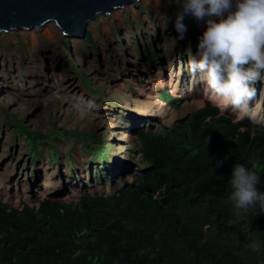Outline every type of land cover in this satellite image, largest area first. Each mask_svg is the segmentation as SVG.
Returning a JSON list of instances; mask_svg holds the SVG:
<instances>
[{
  "label": "rangeland",
  "instance_id": "rangeland-1",
  "mask_svg": "<svg viewBox=\"0 0 264 264\" xmlns=\"http://www.w3.org/2000/svg\"><path fill=\"white\" fill-rule=\"evenodd\" d=\"M182 3L142 0L138 6L128 4L110 15L101 14L88 24L89 44L83 37L63 34L53 22L0 34V203L19 210L23 204L38 209L47 198L76 204L88 192L116 191L114 184L121 187L124 179L135 177L136 166H145L138 132L146 129L147 120L155 121L152 130L160 124L170 126L208 104L234 123L248 117L215 98L200 75L189 72L183 53L191 47L196 54L206 23L186 15L187 30L179 39L174 22ZM165 16L170 18L168 23ZM44 28L51 30V37ZM147 46L155 55L151 67L145 63ZM255 87L257 96L250 109L260 121L255 129H262L264 81ZM163 91L182 100L170 105L159 97ZM8 114L36 131L28 135L38 136L36 144L19 135L12 143L15 125L6 121ZM70 130L75 136L88 131L110 141L113 146L104 154L105 162L117 171L131 166L130 171L106 181L105 174L99 173L104 162L98 160L93 166L87 162L91 157L83 142L73 147L70 139L75 136L52 138ZM28 145L36 152L43 147L45 157L31 159ZM55 148L62 154L61 166L49 163ZM69 152L77 171L66 162ZM116 156L121 163L114 164ZM88 168L93 171L91 180L85 172ZM96 175L102 178L99 182H93Z\"/></svg>",
  "mask_w": 264,
  "mask_h": 264
},
{
  "label": "trees",
  "instance_id": "trees-1",
  "mask_svg": "<svg viewBox=\"0 0 264 264\" xmlns=\"http://www.w3.org/2000/svg\"><path fill=\"white\" fill-rule=\"evenodd\" d=\"M84 38L89 44L88 30ZM145 52L147 66L154 64L148 46ZM159 97L170 105L182 100L170 91ZM219 114L208 104L170 126L152 130L155 121L147 120L138 132L145 166H136L135 177L124 179L121 187L114 184V192H88L76 204L47 198L38 209L0 203V264H262L264 213L257 208L246 220L229 224L234 217L228 181L241 164L261 177L257 188L264 193V128L255 129L248 117L234 123ZM11 117L6 121L15 125L12 143L18 135L27 139L36 132ZM60 136L75 135L70 130L52 138ZM37 137L28 139L36 144ZM70 140L73 147L83 142L92 166L104 162L99 173L106 181L131 169L117 171L107 164L104 154L113 144L95 133L84 131ZM42 151L27 147L31 159L45 157ZM53 151L49 163L61 166L59 148ZM113 160L121 163L119 156ZM66 162L76 169L71 152ZM85 172L93 179L91 168ZM101 179L96 175L93 182ZM252 242L258 251L247 246Z\"/></svg>",
  "mask_w": 264,
  "mask_h": 264
},
{
  "label": "clouds",
  "instance_id": "clouds-1",
  "mask_svg": "<svg viewBox=\"0 0 264 264\" xmlns=\"http://www.w3.org/2000/svg\"><path fill=\"white\" fill-rule=\"evenodd\" d=\"M186 15L206 23L196 54L191 47L186 51L189 72L199 74L215 98L227 101L234 111L258 124L250 104L257 96L255 84L264 81V0H183L174 22L179 39L187 30L183 23ZM165 17L168 23L170 18ZM220 164L218 161L216 166ZM260 179L252 169L241 164L234 167L228 181L234 217L229 224L246 220L248 213L257 208L264 213V193L257 188ZM247 246L252 251L259 249L255 242Z\"/></svg>",
  "mask_w": 264,
  "mask_h": 264
},
{
  "label": "water",
  "instance_id": "water-1",
  "mask_svg": "<svg viewBox=\"0 0 264 264\" xmlns=\"http://www.w3.org/2000/svg\"><path fill=\"white\" fill-rule=\"evenodd\" d=\"M142 0H0V34L42 28L53 22L63 34L85 37L99 15Z\"/></svg>",
  "mask_w": 264,
  "mask_h": 264
},
{
  "label": "bare ground",
  "instance_id": "bare-ground-1",
  "mask_svg": "<svg viewBox=\"0 0 264 264\" xmlns=\"http://www.w3.org/2000/svg\"><path fill=\"white\" fill-rule=\"evenodd\" d=\"M159 1V3H160V0H158ZM44 31H45V33L47 34V35H49V37H51V30L49 29V28H44ZM148 68H150V67H148Z\"/></svg>",
  "mask_w": 264,
  "mask_h": 264
}]
</instances>
